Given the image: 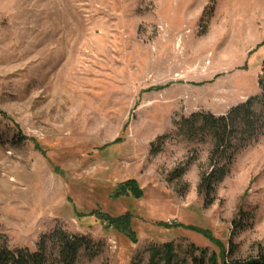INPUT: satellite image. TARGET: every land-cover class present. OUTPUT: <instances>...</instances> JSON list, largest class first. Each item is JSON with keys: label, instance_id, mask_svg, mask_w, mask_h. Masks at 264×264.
I'll list each match as a JSON object with an SVG mask.
<instances>
[{"label": "rangeland", "instance_id": "374dc122", "mask_svg": "<svg viewBox=\"0 0 264 264\" xmlns=\"http://www.w3.org/2000/svg\"><path fill=\"white\" fill-rule=\"evenodd\" d=\"M263 41L264 0H0V232L9 246L34 251L60 228L102 248L76 264H149L150 247L165 244L181 261L190 245L220 254L230 240L236 259L255 256L264 136L238 154L205 207L198 186L210 147L177 137L174 124L261 95ZM131 180L142 197H115ZM241 210L253 218L234 235ZM125 215L137 243L103 221Z\"/></svg>", "mask_w": 264, "mask_h": 264}, {"label": "trees", "instance_id": "16d2710c", "mask_svg": "<svg viewBox=\"0 0 264 264\" xmlns=\"http://www.w3.org/2000/svg\"><path fill=\"white\" fill-rule=\"evenodd\" d=\"M264 45V41L261 46ZM262 94L251 97L233 107L225 115L199 112L183 117L175 122L177 137L190 143L209 145L207 168L201 173L198 193L203 198L205 207L215 201V193L220 184L230 173L238 154L258 142L264 136V64L263 75L259 79ZM161 137L158 141H163ZM159 151V150H157ZM197 156L187 159L176 167L168 177L170 182L180 181L188 169L195 164ZM142 190L134 181L122 183L116 189L115 197H142ZM240 220H235L236 233L244 230L253 216L241 210ZM103 221L108 227H114L125 234L133 243H137V235L131 227L129 215L112 218L106 216ZM221 252H210L195 245L186 250V257L181 261L173 244L152 246L149 249V264H264V248L259 246L257 254L247 259H236L238 247L230 240L228 247H220ZM102 251L100 244L82 235H74L57 228L48 236H44L37 249L11 248L6 236L0 232V264H76L84 255L89 260L96 259ZM138 264V263H134Z\"/></svg>", "mask_w": 264, "mask_h": 264}]
</instances>
